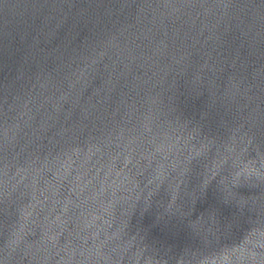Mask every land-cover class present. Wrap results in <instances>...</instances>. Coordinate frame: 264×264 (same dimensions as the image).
I'll return each instance as SVG.
<instances>
[{"label": "water", "instance_id": "obj_1", "mask_svg": "<svg viewBox=\"0 0 264 264\" xmlns=\"http://www.w3.org/2000/svg\"><path fill=\"white\" fill-rule=\"evenodd\" d=\"M0 264H264V0H0Z\"/></svg>", "mask_w": 264, "mask_h": 264}]
</instances>
